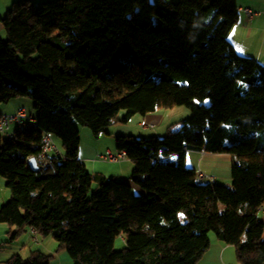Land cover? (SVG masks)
<instances>
[{
  "label": "trees",
  "instance_id": "obj_1",
  "mask_svg": "<svg viewBox=\"0 0 264 264\" xmlns=\"http://www.w3.org/2000/svg\"><path fill=\"white\" fill-rule=\"evenodd\" d=\"M238 21L237 0L15 2L1 20L0 103L30 98L41 130L4 145L0 136L10 192L0 226L14 238L30 229L53 237L74 264H199L211 233L239 264H264V66L230 43ZM177 107L191 116L165 137L115 139L142 195L79 158V127L98 138L121 112L126 123ZM44 133L64 157L40 159ZM189 152L231 156V186L198 180ZM53 257L34 251L4 264Z\"/></svg>",
  "mask_w": 264,
  "mask_h": 264
},
{
  "label": "crops",
  "instance_id": "obj_2",
  "mask_svg": "<svg viewBox=\"0 0 264 264\" xmlns=\"http://www.w3.org/2000/svg\"><path fill=\"white\" fill-rule=\"evenodd\" d=\"M17 1L19 0H0V32L4 30L1 20ZM30 1L34 5L39 6L44 2L55 0ZM237 3L239 21L229 33L228 39L240 56L255 59L264 66V0H237ZM244 9H250L259 14L249 18L243 11ZM22 103V101L16 100L9 106L0 107V112H15L19 107H25ZM189 115L190 113L187 112L186 108L177 107L171 110H158L146 116L136 115L126 123L121 122L122 119L117 118V122L109 128L108 133L102 134L98 138L93 137L91 134L89 136L85 134L86 140H81L79 158L85 163L91 174L101 173L106 177L131 184L134 193L142 195V189L131 182L134 166L130 161L110 163L101 160V156L105 155L108 151L112 153L118 152L116 143L114 142L117 136H133L135 138L161 137L166 134L167 129L171 125L184 121L186 116ZM143 120L152 125L153 128L141 127L140 122ZM61 151L63 152V150ZM186 166L196 170L197 173H204L206 175V178L202 180L204 183L213 182L227 186H231L232 184V158L229 155L189 152L186 156ZM9 199L10 192L6 188L5 180L0 178V207L6 204ZM259 218L264 223V209L259 212ZM1 234H6L7 237L1 236ZM262 241L264 242V234ZM4 247H9L7 248L9 250L11 249L5 256V260L7 261L13 256L18 255L26 258L34 251H41L48 255H54L50 264H74L67 252L56 253L57 243L53 237L45 240L39 239L38 242H34L31 229L24 231L19 237L14 238L8 227L1 225L0 252L5 249ZM199 264L239 263L236 260L235 248L224 245L214 235L211 236V246L208 252Z\"/></svg>",
  "mask_w": 264,
  "mask_h": 264
},
{
  "label": "built area",
  "instance_id": "obj_3",
  "mask_svg": "<svg viewBox=\"0 0 264 264\" xmlns=\"http://www.w3.org/2000/svg\"><path fill=\"white\" fill-rule=\"evenodd\" d=\"M249 18H252L259 13L253 12L250 9L243 10ZM140 126L143 128H153L152 125L148 124L145 120L140 122ZM40 125L37 117L29 114L25 107H19L15 112L12 113H1L0 112V136L2 139V145L12 142L18 134H24L30 131H40ZM48 155L62 156L63 152L59 149L54 137L49 133H44L42 137V147L40 153V159L45 161ZM101 160L110 163H121L127 160L124 152H117L116 154L108 151L105 155L101 156ZM198 180H204L206 175L202 172L197 174ZM213 183V182H212ZM32 239L34 242H38V234L35 229H31Z\"/></svg>",
  "mask_w": 264,
  "mask_h": 264
},
{
  "label": "rangeland",
  "instance_id": "obj_4",
  "mask_svg": "<svg viewBox=\"0 0 264 264\" xmlns=\"http://www.w3.org/2000/svg\"><path fill=\"white\" fill-rule=\"evenodd\" d=\"M150 1V3H156L158 0H149ZM165 1H167V2H169V3H177L179 0H165ZM0 38L3 40V41H6L7 40V36H6V33H5V31L3 30L2 32H0ZM16 100H20V101H22L23 103V105L26 107V109L28 110V112H29V114L30 115H32V116H34V117H37V112H36V110L34 109V104H33V101L30 99V98H26V97H21V98H17V99H14V100H12V101H10L8 104H1L0 103V107L1 108H4V107H6V106H9V105H11V104H13ZM197 105H206V106H208L209 105V101H204V102H200V101H197V102H195ZM187 110V112H189L190 113V115L189 116H186V118L185 119H187V118H189L190 116H191V111L190 110H188V109H186ZM2 113H4V111H1ZM123 117H124V112H121L120 114H119V116H118V119H123ZM79 130H80V137H81V140H83V141H85L86 140V138H85V134H88V136L91 134V131L88 129V128H86V127H79ZM108 130H109V128H108ZM167 133V132H166ZM92 135V134H91ZM166 136V134L165 135H163V136H161L162 138L163 137H165ZM54 141L57 143V145L59 146V148L61 149V150H63V147H62V144H61V142H60V140L59 139H57V138H55L54 137ZM114 142L116 143V140H114ZM117 153V152H116ZM116 153H114V154H116ZM5 236V237H7V235L6 234H1V236ZM211 236H214V234L213 233H211ZM50 238H52V237H50ZM126 247V244H125V242L123 241V237H119L117 240H116V242H115V249L116 250H122V249H124ZM5 249L4 250H2L1 252H0V263L1 264H4L7 260H5V256H6V254H8L10 251H11V249L9 250V249H7V248H9V247H4Z\"/></svg>",
  "mask_w": 264,
  "mask_h": 264
},
{
  "label": "water",
  "instance_id": "obj_5",
  "mask_svg": "<svg viewBox=\"0 0 264 264\" xmlns=\"http://www.w3.org/2000/svg\"><path fill=\"white\" fill-rule=\"evenodd\" d=\"M28 165H29V167H30L31 169H35V170L38 169L37 160L34 159V158H32V159L29 161Z\"/></svg>",
  "mask_w": 264,
  "mask_h": 264
}]
</instances>
